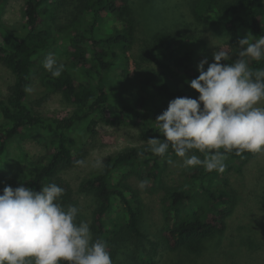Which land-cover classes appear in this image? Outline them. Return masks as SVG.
<instances>
[{
  "label": "trees",
  "instance_id": "obj_1",
  "mask_svg": "<svg viewBox=\"0 0 264 264\" xmlns=\"http://www.w3.org/2000/svg\"><path fill=\"white\" fill-rule=\"evenodd\" d=\"M7 1L0 0V64L11 72L14 82L0 97V169L6 163L9 144L27 130L41 129L50 135L46 153L32 158L31 168L17 186L10 185L13 188L25 184L39 191L42 185L56 183L64 189L62 204H72L75 191L62 173L81 167L75 161L87 160L98 139L99 124L140 127L144 141L163 139L154 121L169 101L198 98L199 93L185 83L199 76L195 52L186 47L188 38L166 32L155 33L141 53L143 62L153 69L138 87L130 86L128 53L137 27L131 0H24L19 29L1 18ZM189 8L194 25L218 24L226 31L231 59L221 63L238 58L239 39L249 34L253 41L264 36V0H192ZM63 40L68 42V65L60 77L45 69L46 93L30 103L26 88L32 84L40 58ZM206 58L214 62L212 54L206 53ZM249 66L264 68V59L250 61ZM56 94L73 107L65 118H48L38 110ZM259 153L237 155L233 150L227 153L223 173L197 166L186 175L184 184L166 188L159 238L143 229L144 203L130 176L149 179L147 188L152 192L163 189L168 160L179 157L171 148L164 157L156 156L149 146L111 156L98 174L81 185V191L96 201L90 225L93 240L106 242L113 264H158L161 251L197 257L210 239L227 230L235 206L227 175L234 163L249 161ZM190 154L204 158L195 149ZM3 189L0 179V194Z\"/></svg>",
  "mask_w": 264,
  "mask_h": 264
},
{
  "label": "clouds",
  "instance_id": "obj_2",
  "mask_svg": "<svg viewBox=\"0 0 264 264\" xmlns=\"http://www.w3.org/2000/svg\"><path fill=\"white\" fill-rule=\"evenodd\" d=\"M238 44V58L231 63H221L229 61L231 54L215 45L214 62L202 59L197 65L199 76L185 81L199 93L198 98L176 97L156 117L154 122L164 138L148 139L154 155L164 157L171 148L183 158L185 168L202 166L207 172L223 173L227 153L264 151V107L258 106L264 101V68L249 66L250 61L264 59V36L253 41L249 34ZM42 63L53 77L64 71L53 54ZM194 149L204 158L189 155ZM74 163L86 165L83 159ZM102 166V160L95 162V167ZM149 183L145 178L138 187L144 190ZM63 193L56 183L42 185L39 191L25 184L4 187L0 194V264H113L106 242L94 241L89 224L77 221L79 208L62 204Z\"/></svg>",
  "mask_w": 264,
  "mask_h": 264
},
{
  "label": "rangeland",
  "instance_id": "obj_3",
  "mask_svg": "<svg viewBox=\"0 0 264 264\" xmlns=\"http://www.w3.org/2000/svg\"><path fill=\"white\" fill-rule=\"evenodd\" d=\"M191 1L131 0L133 15L137 21L133 47L128 53L131 60V87H138L141 80L153 69L152 65L143 62L141 53L155 33L166 32L178 39L188 38L186 47L194 50L199 62L206 58V53L213 54L217 51L216 46L223 47L230 53L226 45L229 37L223 27L218 24L203 27L193 24L189 8ZM23 5L24 0H8L1 18L19 29L22 25ZM60 23L62 25L61 21ZM67 46V41H60L40 58L39 68L32 77L30 103L35 104L46 93L43 82L45 68L42 62L49 54H53L58 63L68 65ZM182 52H185V48ZM13 82L11 72L0 64V97L7 94ZM263 105L264 101L258 106ZM38 110L45 117L61 119L69 116L73 107L65 102L61 95L56 94L47 98ZM2 123L0 114V124ZM97 129L99 136L94 142L86 165L62 173L75 191L71 205L79 208L77 221H86L89 226L96 201L91 194L81 191L82 183L98 174L111 156L128 148L149 146L148 141L140 137V127L99 124ZM49 139L50 135L45 131L29 129L24 136L9 144L6 163L0 169V179L4 187L18 185L22 175L31 168L32 158L46 153ZM97 160L103 161L102 167H95ZM196 167L185 168L183 158L175 159L172 164H168L162 175L164 188L155 192L148 188L141 190L138 187L140 180L134 175L130 176V183L143 199L142 226L150 236L159 238L161 235L166 188L184 184L186 175ZM227 189L234 197L235 206L227 219L226 232L210 239L197 257L185 252L161 251L158 264H264V151L249 161L234 163L233 170L227 175Z\"/></svg>",
  "mask_w": 264,
  "mask_h": 264
}]
</instances>
